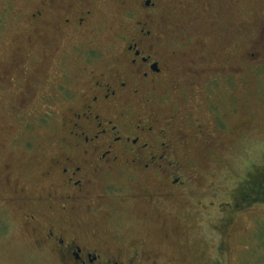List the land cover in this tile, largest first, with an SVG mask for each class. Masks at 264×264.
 <instances>
[{
  "label": "flooded vegetation",
  "instance_id": "1",
  "mask_svg": "<svg viewBox=\"0 0 264 264\" xmlns=\"http://www.w3.org/2000/svg\"><path fill=\"white\" fill-rule=\"evenodd\" d=\"M172 1L170 8L166 0H116L123 15L139 18L126 27L124 44L104 53L85 40L101 32L109 0H28L27 39L35 50L42 47L43 65L65 71L74 56V62L82 61L78 67L84 63L78 68L84 86L65 89V130L41 181L16 189L21 193L13 199L29 208L23 214L35 243L63 264H183L145 238L130 244L118 229L117 214L136 210L142 220L157 223L160 215L172 217L165 202L191 196L193 178L181 173L182 151L226 141L229 128L221 110L234 79L264 82V0H241V18L256 19L253 28H241L232 67L226 47L208 49L201 41L189 49L200 33L195 25L185 29L173 21V14L183 13V0ZM196 3L209 32L228 36L233 25L225 18L235 0L231 7L227 0ZM172 41L178 46L169 47ZM47 68L31 70L32 79L40 72L47 78ZM171 97L173 113H163L164 99ZM52 112H45L44 122ZM236 207L227 213L241 205ZM228 223L220 220L207 234L219 237L220 253L228 247Z\"/></svg>",
  "mask_w": 264,
  "mask_h": 264
},
{
  "label": "rangeland",
  "instance_id": "2",
  "mask_svg": "<svg viewBox=\"0 0 264 264\" xmlns=\"http://www.w3.org/2000/svg\"><path fill=\"white\" fill-rule=\"evenodd\" d=\"M109 1V17L101 19V32L86 36L90 43L85 40L86 46L100 47L104 53L111 52L114 44L123 45L126 27L139 18L131 20L121 13L116 0ZM196 1L183 0V13L173 14V21H182L185 29L198 28L200 36H193L189 49L201 41L208 49L226 47L230 67L236 66L241 28H253L256 18H241V0H235V9L225 18L233 25L228 36H214ZM227 1L231 7L232 0ZM28 4V0H0V264H63L56 254L35 243L36 234L23 214L29 208L13 199L21 193H15L16 189L41 181L65 130V89L67 85L74 90L84 86L80 82L85 80L83 73L78 71L84 63L78 67L82 61L74 62L78 58L74 56L68 59L71 63L65 71L43 65L42 47L35 50L27 39L31 32ZM166 6L171 8L175 2L166 0ZM188 34L193 35V30ZM176 45L173 41L168 44ZM99 65L105 66L103 61ZM43 68L49 71L47 78L40 72L37 80L32 79L31 70ZM245 82L234 79L223 99L221 112L229 128L226 141L186 147V156L182 151L181 173L193 178L191 196L181 202H165L172 217L160 215L157 223L156 219L142 220L136 210L117 214L118 229L130 244L145 238L183 264H264V82ZM60 84L65 87L59 89ZM173 98L164 99L163 113H173ZM49 110L54 112L44 122ZM238 204L237 212L227 213L232 207L238 209ZM222 219L229 220L230 236L227 249L220 253L219 237L207 234ZM167 230L172 231L171 238H166Z\"/></svg>",
  "mask_w": 264,
  "mask_h": 264
},
{
  "label": "trees",
  "instance_id": "3",
  "mask_svg": "<svg viewBox=\"0 0 264 264\" xmlns=\"http://www.w3.org/2000/svg\"><path fill=\"white\" fill-rule=\"evenodd\" d=\"M264 195V194H263Z\"/></svg>",
  "mask_w": 264,
  "mask_h": 264
}]
</instances>
